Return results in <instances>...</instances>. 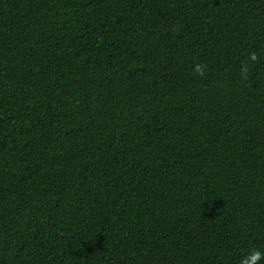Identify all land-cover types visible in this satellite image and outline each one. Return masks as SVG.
<instances>
[{"label":"trees","instance_id":"1","mask_svg":"<svg viewBox=\"0 0 264 264\" xmlns=\"http://www.w3.org/2000/svg\"><path fill=\"white\" fill-rule=\"evenodd\" d=\"M254 249L264 0H0V264Z\"/></svg>","mask_w":264,"mask_h":264},{"label":"clouds","instance_id":"2","mask_svg":"<svg viewBox=\"0 0 264 264\" xmlns=\"http://www.w3.org/2000/svg\"><path fill=\"white\" fill-rule=\"evenodd\" d=\"M194 71L197 74L203 75L204 66L196 65ZM261 261H264V251L254 249L240 261V264H260Z\"/></svg>","mask_w":264,"mask_h":264}]
</instances>
